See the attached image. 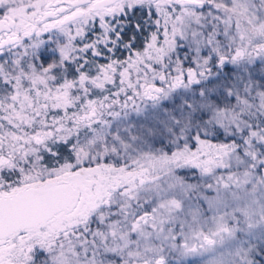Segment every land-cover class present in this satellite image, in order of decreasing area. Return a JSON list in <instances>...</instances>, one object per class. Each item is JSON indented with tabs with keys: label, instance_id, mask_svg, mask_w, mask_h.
<instances>
[{
	"label": "snow or ice",
	"instance_id": "obj_1",
	"mask_svg": "<svg viewBox=\"0 0 264 264\" xmlns=\"http://www.w3.org/2000/svg\"><path fill=\"white\" fill-rule=\"evenodd\" d=\"M0 264H264V0H0Z\"/></svg>",
	"mask_w": 264,
	"mask_h": 264
}]
</instances>
